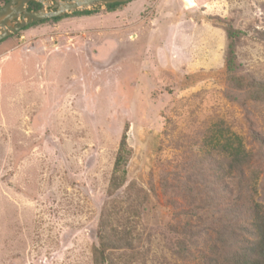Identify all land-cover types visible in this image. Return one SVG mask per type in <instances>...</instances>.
I'll return each mask as SVG.
<instances>
[{
	"label": "rangeland",
	"instance_id": "obj_1",
	"mask_svg": "<svg viewBox=\"0 0 264 264\" xmlns=\"http://www.w3.org/2000/svg\"><path fill=\"white\" fill-rule=\"evenodd\" d=\"M228 23L246 32L238 74L264 80V0H132L0 43V264H92L124 130V186L148 199L132 248L115 258L193 264L175 253L173 209L149 193L155 176L169 178L221 122L254 153L246 172L264 185V105L229 97Z\"/></svg>",
	"mask_w": 264,
	"mask_h": 264
},
{
	"label": "trees",
	"instance_id": "obj_2",
	"mask_svg": "<svg viewBox=\"0 0 264 264\" xmlns=\"http://www.w3.org/2000/svg\"><path fill=\"white\" fill-rule=\"evenodd\" d=\"M7 1L0 0V7ZM124 4H107L104 7L111 12ZM39 7L36 2L27 5L28 10ZM95 12L96 8L64 14L33 22L22 30ZM225 34L229 97L241 96L244 100L264 105V80L237 72L236 48L246 32L228 23ZM200 142L201 147L196 154L175 164L181 173L176 169L169 178L161 173L149 184L150 195L174 211L169 228L175 235L172 241L175 253L183 259L190 258L193 264H264V185H259L246 172L254 153L245 148L238 134L229 131L221 122L213 124ZM129 153L124 130L106 188L111 205L104 206L99 216L98 243L91 249L92 264H134L132 260L136 259L138 252H134L133 258L131 254H122L116 255L120 258L117 259L114 254L117 249L132 248L135 237L132 224L139 216V208L148 199L147 192L137 188L134 182L124 186ZM122 187L121 197H112ZM259 187L263 188L261 198L257 196ZM119 214L125 219L121 223ZM201 234L205 236L197 248L196 239ZM191 249L195 253H191Z\"/></svg>",
	"mask_w": 264,
	"mask_h": 264
},
{
	"label": "water",
	"instance_id": "obj_3",
	"mask_svg": "<svg viewBox=\"0 0 264 264\" xmlns=\"http://www.w3.org/2000/svg\"><path fill=\"white\" fill-rule=\"evenodd\" d=\"M130 1L132 0H8L0 7V41L36 21ZM30 2L39 3L40 7L28 10Z\"/></svg>",
	"mask_w": 264,
	"mask_h": 264
}]
</instances>
